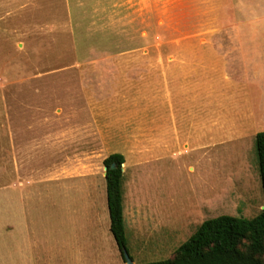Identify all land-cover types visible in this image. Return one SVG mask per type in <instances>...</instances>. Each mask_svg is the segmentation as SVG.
<instances>
[{"label":"rangeland","instance_id":"obj_1","mask_svg":"<svg viewBox=\"0 0 264 264\" xmlns=\"http://www.w3.org/2000/svg\"><path fill=\"white\" fill-rule=\"evenodd\" d=\"M22 1L27 7L19 9L21 0H0V219L51 217L54 187L75 183L83 195L84 174L102 179L103 161L116 151L134 165V153L148 145V127L137 125L129 137L143 108L134 103L139 95L123 91L132 90L126 81L147 77L149 63L133 57L147 56L162 39L220 37L224 25L264 24V0H151L155 24L124 30L116 20L125 14L120 4L126 0ZM52 24L60 27V43L80 44L47 45L54 41L31 31ZM192 121L187 133L156 146L146 167L139 160L160 214L149 223L150 238L135 237L128 228V253L137 263L173 258L208 218H251L264 207L255 147L264 125L241 127L232 140L209 150L207 136ZM184 140L190 147L180 152ZM57 172L76 178L53 181ZM247 245L243 240L239 247L246 251ZM106 264L116 262L109 257Z\"/></svg>","mask_w":264,"mask_h":264},{"label":"crops","instance_id":"obj_2","mask_svg":"<svg viewBox=\"0 0 264 264\" xmlns=\"http://www.w3.org/2000/svg\"><path fill=\"white\" fill-rule=\"evenodd\" d=\"M120 5L126 9L122 18L116 20L120 30L134 24L139 27L155 24L150 16L155 11L151 0H126ZM112 6L119 4L115 2ZM25 7L27 2L21 0L18 8ZM59 28L52 24L31 31H37V39L54 41L47 45L80 44L60 43L55 34ZM219 31L220 37L213 38L162 39L150 46L147 56L133 57L147 59V77L126 81L132 90H124L123 94L139 95V101L136 99L134 103L138 109L143 108L142 120L139 124L134 122L132 128L139 125L140 130L147 125L148 145L139 148L137 138L132 139L133 148L140 149L134 153L137 157L134 165L124 151L116 152L125 157L122 166L123 217L128 218L124 219L125 232L129 228L135 237L150 238L149 223L160 214L155 211L154 195L146 188L140 173V161L145 160L142 167H146L148 161L155 159L152 151L156 146L167 145L180 131L187 133L189 118L207 136L204 149L209 150L232 140L230 136L241 127L264 125V24H230ZM141 88L147 89V96L140 93ZM146 113L147 120H143ZM137 129L130 130L129 137L135 136ZM183 142L180 152H187L190 143ZM105 173L104 170L102 179L84 174L88 179L83 195L81 191L76 194L75 183L55 186L51 217L10 214L0 219V264H106L109 257L116 264H126L111 231ZM62 175L76 178L72 174L67 176V172H57L53 181H60Z\"/></svg>","mask_w":264,"mask_h":264},{"label":"trees","instance_id":"obj_3","mask_svg":"<svg viewBox=\"0 0 264 264\" xmlns=\"http://www.w3.org/2000/svg\"><path fill=\"white\" fill-rule=\"evenodd\" d=\"M255 147L264 194V131L256 134ZM124 162V155L118 152L103 161L107 167L111 231L125 260L124 250L128 247L123 217ZM112 164L116 166L112 168ZM243 240L248 241L246 251L239 247ZM135 264H264V207L251 218L227 214L208 218L176 249L173 258Z\"/></svg>","mask_w":264,"mask_h":264},{"label":"water","instance_id":"obj_4","mask_svg":"<svg viewBox=\"0 0 264 264\" xmlns=\"http://www.w3.org/2000/svg\"><path fill=\"white\" fill-rule=\"evenodd\" d=\"M116 165L112 164V168H114ZM105 171L107 170V167L105 166ZM106 174V173H105ZM124 256H125V260H126V264H133V260L131 259L128 250H124Z\"/></svg>","mask_w":264,"mask_h":264}]
</instances>
